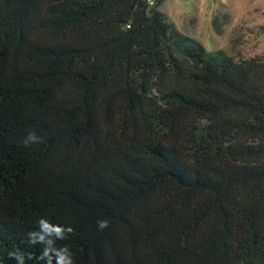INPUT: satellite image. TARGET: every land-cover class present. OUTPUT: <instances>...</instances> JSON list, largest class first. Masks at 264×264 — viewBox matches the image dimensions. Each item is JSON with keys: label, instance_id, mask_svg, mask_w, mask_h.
<instances>
[{"label": "trees", "instance_id": "16d2710c", "mask_svg": "<svg viewBox=\"0 0 264 264\" xmlns=\"http://www.w3.org/2000/svg\"><path fill=\"white\" fill-rule=\"evenodd\" d=\"M163 2L0 0V264H264V57Z\"/></svg>", "mask_w": 264, "mask_h": 264}, {"label": "rangeland", "instance_id": "374dc122", "mask_svg": "<svg viewBox=\"0 0 264 264\" xmlns=\"http://www.w3.org/2000/svg\"><path fill=\"white\" fill-rule=\"evenodd\" d=\"M159 9L208 52L235 61L264 57V0H164Z\"/></svg>", "mask_w": 264, "mask_h": 264}, {"label": "clouds", "instance_id": "9594fccd", "mask_svg": "<svg viewBox=\"0 0 264 264\" xmlns=\"http://www.w3.org/2000/svg\"><path fill=\"white\" fill-rule=\"evenodd\" d=\"M40 137L34 132H30L22 141L25 147L31 144L39 143ZM38 231L29 233L30 243L42 244L43 250L40 256L41 260L45 261V264H53V258L55 264H73L72 254L69 249L65 247L57 248L54 246V240L64 239L66 232H71V228L65 229L59 225H53L48 220L41 218L38 221ZM107 226L106 220H98L97 227L103 229ZM19 264H23V258H19Z\"/></svg>", "mask_w": 264, "mask_h": 264}, {"label": "built area", "instance_id": "2783aa9c", "mask_svg": "<svg viewBox=\"0 0 264 264\" xmlns=\"http://www.w3.org/2000/svg\"><path fill=\"white\" fill-rule=\"evenodd\" d=\"M150 5H154V1L153 0H148Z\"/></svg>", "mask_w": 264, "mask_h": 264}]
</instances>
